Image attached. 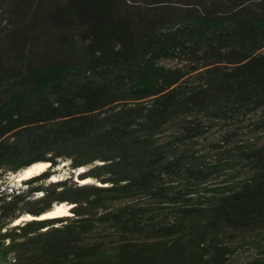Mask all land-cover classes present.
I'll list each match as a JSON object with an SVG mask.
<instances>
[{
    "label": "trees",
    "instance_id": "obj_1",
    "mask_svg": "<svg viewBox=\"0 0 264 264\" xmlns=\"http://www.w3.org/2000/svg\"><path fill=\"white\" fill-rule=\"evenodd\" d=\"M7 1L0 179L40 161L70 160L72 171L44 185L49 167L17 192L0 186V264H224L220 231L264 230V145L239 147L247 173L222 192L207 187L217 165L190 150L264 109V0H186L177 14L170 0L132 12L124 0ZM90 165L79 176L95 183H69ZM139 199L170 218L143 222L148 205L129 203ZM60 202L72 215L15 223Z\"/></svg>",
    "mask_w": 264,
    "mask_h": 264
},
{
    "label": "rangeland",
    "instance_id": "obj_2",
    "mask_svg": "<svg viewBox=\"0 0 264 264\" xmlns=\"http://www.w3.org/2000/svg\"><path fill=\"white\" fill-rule=\"evenodd\" d=\"M124 1L125 5L129 6L128 8L131 12L135 11L137 7L138 11H146L148 9L154 8L152 5L154 0ZM168 2V4H170L168 9L172 13L177 14L179 10H183L185 7H187L185 6L186 0H170ZM0 4L6 6L8 1L0 0ZM46 42L47 41L45 40H39L34 43V46L38 47L36 50L40 51ZM163 64L172 66L175 65V62L171 60H165ZM227 138L229 139L228 141L226 140ZM196 143L197 144L194 146L190 145V150L195 151V156H197L200 161L209 164V167L212 165H217L218 168L210 177L207 187H217L218 190L222 192L223 186L228 183V185H230V183H237L247 173L248 168L246 164L237 161L239 156L236 154L238 153L239 147L242 146L245 148L246 146L256 147L264 145V109H260L254 113L242 117V120L235 122L233 127L229 125L213 127L208 130L204 136L197 139ZM181 147L184 148L183 146ZM62 162H65L64 167L56 170L55 168L58 166L57 165L53 168V170H51L54 174L59 173L58 175L60 176L58 179H65L69 177L72 171L69 168L70 160H63ZM90 167L91 165L86 166L85 170ZM17 174L18 173L11 172L6 173V175L0 179V186L2 188H6L7 191L13 189L14 192L26 189L27 185L22 183L24 179L18 181L16 177ZM51 177L47 179L46 182H43V184L47 185L50 183ZM74 179L75 178L73 177L69 183L75 181ZM225 179L231 180L226 181ZM90 183H95V180L91 181ZM183 185L184 180L182 179L179 186L182 188ZM199 192H202L200 193V196H205V191L203 189L199 188ZM123 202L127 201H114L112 207L117 209L123 204ZM129 203L130 205H135V207H145L148 205L149 209L143 210V213L141 212L142 210L139 211L142 213L140 219L143 222H151L154 218L157 219V221H167L166 215L168 216V209L165 208V206H158L149 199H139L138 201L135 200ZM67 215L70 216L72 213L68 212ZM110 232H112L111 236L114 237V239L119 238L118 232L116 230L108 231V233ZM215 241L219 244H228L230 247V253L228 254L227 261L224 264H247L253 259L260 258H263L262 260H264V230H258L257 228L254 231L246 233L231 229H224L220 231L217 236H215Z\"/></svg>",
    "mask_w": 264,
    "mask_h": 264
},
{
    "label": "bare ground",
    "instance_id": "obj_3",
    "mask_svg": "<svg viewBox=\"0 0 264 264\" xmlns=\"http://www.w3.org/2000/svg\"><path fill=\"white\" fill-rule=\"evenodd\" d=\"M64 163L65 162L59 163V165L55 169L56 170L61 169V167H64V165H65ZM49 165H50V163L45 162V161L35 162V163L29 165L28 167H25L22 170L18 171L17 172L18 174L16 176L17 180L19 181V180L29 178V177L34 176V175H38V174L42 173L43 171H45L46 169H48ZM82 170H83V168L80 169V171H82ZM58 174L53 173V175H51L52 176L51 181L57 180L58 177L60 176ZM79 181H80V183H88V182L93 181V179L92 178H86V179L79 180ZM71 205H72L71 203L69 204L67 202L56 203L55 205H53L51 210L41 214L38 217H34L31 214H24L22 217L17 219L15 221V223L22 221L23 219H25V220L33 219V218L43 219L46 217H55V216H59V215H64V214H67L68 212H70L69 208L71 207Z\"/></svg>",
    "mask_w": 264,
    "mask_h": 264
},
{
    "label": "water",
    "instance_id": "obj_4",
    "mask_svg": "<svg viewBox=\"0 0 264 264\" xmlns=\"http://www.w3.org/2000/svg\"><path fill=\"white\" fill-rule=\"evenodd\" d=\"M49 163H50V162H49ZM49 167L52 168L51 163H50ZM49 167H48V168H49ZM81 168H83L82 171H80ZM81 168L76 169V170H73V172L75 173V180L78 181V182H80L79 180H83V179H86V178H87V177H82V178H81V177L79 176L83 171H85V167H81ZM51 170H53V168H52ZM67 203H68V202H67ZM69 204H70V203H69ZM23 220H25V219H23Z\"/></svg>",
    "mask_w": 264,
    "mask_h": 264
}]
</instances>
